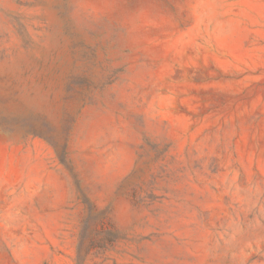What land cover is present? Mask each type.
Returning <instances> with one entry per match:
<instances>
[{
	"label": "rangeland",
	"instance_id": "obj_1",
	"mask_svg": "<svg viewBox=\"0 0 264 264\" xmlns=\"http://www.w3.org/2000/svg\"><path fill=\"white\" fill-rule=\"evenodd\" d=\"M0 264H264V0H0Z\"/></svg>",
	"mask_w": 264,
	"mask_h": 264
}]
</instances>
